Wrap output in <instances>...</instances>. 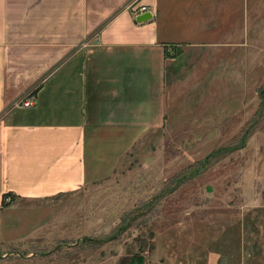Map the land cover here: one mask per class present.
Masks as SVG:
<instances>
[{"label":"crops","instance_id":"crops-1","mask_svg":"<svg viewBox=\"0 0 264 264\" xmlns=\"http://www.w3.org/2000/svg\"><path fill=\"white\" fill-rule=\"evenodd\" d=\"M131 1L0 0V246L28 208L108 176L182 110L166 88L201 80L206 56L264 38V0H137L141 22Z\"/></svg>","mask_w":264,"mask_h":264},{"label":"rangeland","instance_id":"rangeland-1","mask_svg":"<svg viewBox=\"0 0 264 264\" xmlns=\"http://www.w3.org/2000/svg\"><path fill=\"white\" fill-rule=\"evenodd\" d=\"M257 45L206 56L192 72L201 80L167 87L182 110L108 176L28 208L0 264H264V38Z\"/></svg>","mask_w":264,"mask_h":264},{"label":"built area","instance_id":"built-area-1","mask_svg":"<svg viewBox=\"0 0 264 264\" xmlns=\"http://www.w3.org/2000/svg\"><path fill=\"white\" fill-rule=\"evenodd\" d=\"M131 16L135 18L137 15L143 13V12H148V9L145 5L139 4L137 0H133L129 3L127 6ZM21 106H30L32 105V99L31 98H26L20 102Z\"/></svg>","mask_w":264,"mask_h":264},{"label":"water","instance_id":"water-1","mask_svg":"<svg viewBox=\"0 0 264 264\" xmlns=\"http://www.w3.org/2000/svg\"><path fill=\"white\" fill-rule=\"evenodd\" d=\"M150 14L149 12H143L139 15H137L134 20L137 21V22H141V21H145V20H148L150 18Z\"/></svg>","mask_w":264,"mask_h":264},{"label":"trees","instance_id":"trees-1","mask_svg":"<svg viewBox=\"0 0 264 264\" xmlns=\"http://www.w3.org/2000/svg\"><path fill=\"white\" fill-rule=\"evenodd\" d=\"M256 116H257V115H256ZM255 122H257L256 117H254V118L252 119V123H255ZM3 197H5V195H3Z\"/></svg>","mask_w":264,"mask_h":264}]
</instances>
